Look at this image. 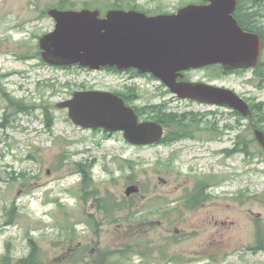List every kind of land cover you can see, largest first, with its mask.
I'll use <instances>...</instances> for the list:
<instances>
[{
	"label": "rangeland",
	"instance_id": "374dc122",
	"mask_svg": "<svg viewBox=\"0 0 264 264\" xmlns=\"http://www.w3.org/2000/svg\"><path fill=\"white\" fill-rule=\"evenodd\" d=\"M99 1L0 0V261L26 257L33 242L42 264H264V251L252 250L264 224V150L253 135L259 117L175 99L158 81L154 90L138 79L127 83L140 96L134 105L187 116L184 132L194 139L136 149L121 134L75 126L56 107L75 91L116 86L104 72L52 67L38 49L54 27L50 8ZM191 2L104 0L100 13L171 14ZM186 76L230 89L249 106L264 104V84L251 72L210 67ZM174 128L165 138L183 134ZM244 141L246 152H238ZM131 184L140 194L125 198Z\"/></svg>",
	"mask_w": 264,
	"mask_h": 264
},
{
	"label": "water",
	"instance_id": "95a60500",
	"mask_svg": "<svg viewBox=\"0 0 264 264\" xmlns=\"http://www.w3.org/2000/svg\"><path fill=\"white\" fill-rule=\"evenodd\" d=\"M206 6L188 5L173 14L148 16L135 10L48 11L51 32L38 40L43 62L99 70L136 69L161 81L181 99L225 106L242 116L247 103L230 89L204 83L180 82L182 72L220 65L224 70L254 67L260 60L262 41L241 29L232 14L235 0H206ZM67 110L71 122L83 129L121 132L133 146H148L162 139L161 125L140 123L118 96L101 91H77L56 105ZM264 147V134L254 132ZM136 186L125 195L136 194Z\"/></svg>",
	"mask_w": 264,
	"mask_h": 264
},
{
	"label": "flooded vegetation",
	"instance_id": "af4514ba",
	"mask_svg": "<svg viewBox=\"0 0 264 264\" xmlns=\"http://www.w3.org/2000/svg\"><path fill=\"white\" fill-rule=\"evenodd\" d=\"M103 1L104 0H100L98 4H95V6L89 5V4H84L83 9L96 10V11L105 10L106 6L103 3ZM235 2H236L235 3V9H234L232 16L237 21L239 26L241 28H242V26H246L249 29L255 28V29H258L260 32H263V34H264V0H235ZM208 4L209 3L206 0H192L191 3H189L185 6H188V5L206 6ZM118 8L119 7H112L110 10H115ZM50 9H52V8H50ZM244 31L257 34L253 31H247V30H244ZM263 52H264V47H263V43H262L261 56H262ZM40 57H41V53H40ZM256 65L254 67L236 69V70H232V71H225L224 70V72H226V73L228 72L231 74L251 72L254 74V70L256 68ZM52 67H55V66H52ZM64 68H66V67H64ZM68 68H76L78 70H81V71L87 72V73L104 72V73H107V76L114 77L115 78L114 83L116 85L115 88L112 90H106V91H101V92L112 93V94L118 96L119 98H121L124 101L125 105L127 107H130L135 112V114L137 115L138 121L140 123L153 122V123H157V124L161 125V127L163 128V139H161L158 143H156L154 145H149V146H133V145L128 144L129 146H132L136 149H145V148H150V147L163 146L167 142H170V143H172L173 141L177 142L180 139H194V137L192 135H189L186 132H183V134H180L178 132H175V133L172 132V133L168 134L167 138H165V136H164L165 135V129L168 127L170 128L172 126L171 120H170L171 118H176V119H174V121H176V122L181 121V123L184 124L183 119H185L187 116H183V115L178 116V115H173V114L169 115L163 106L156 107L155 105H148L146 107L139 108L138 106L134 105V103H136L140 100V96H139L138 91L135 88V86H128L127 83L134 82L138 79H140L141 81L148 80L149 84H150L149 87L151 89H154V90H155V87L153 86V84L155 81H158L160 83L161 87L164 89L166 95H170L171 97H174L175 99H179L176 95H173L171 93V91L161 81L154 78L151 74L139 73L138 70H136V69L118 70L116 68H111V67H104V68H101V69L96 70V71L89 70L86 68H81L79 66H71ZM207 68H210V67H207ZM188 72L189 71L182 72L181 73L182 76L178 77L176 82L177 83H180V82L199 83V82H201V81L189 80L186 76ZM201 83H204V82H201ZM81 91H100V90H89L88 89V90H81ZM150 94H153V92H151ZM179 100H181V99H179ZM185 101L206 105V104L196 102V101H192V100H185ZM170 116H173V117H170ZM199 118L201 119L202 117H199ZM165 123H166V125H168V127L165 126ZM193 123H194V121H193ZM187 126H189L191 128L192 124L187 125ZM174 127H176V126H174ZM183 128L185 131L187 127L185 126ZM174 129L177 130V128H174ZM184 133H186V134H184ZM108 134H111V133H108ZM118 134H121L122 138H123L122 133L118 132ZM129 186H136L138 189V192L136 194L126 196L125 191H124V195H125L124 197L125 198L132 199V198H134L140 194V187H138V185L131 184V185H128L127 187H129ZM189 202H191V200H189Z\"/></svg>",
	"mask_w": 264,
	"mask_h": 264
},
{
	"label": "trees",
	"instance_id": "16d2710c",
	"mask_svg": "<svg viewBox=\"0 0 264 264\" xmlns=\"http://www.w3.org/2000/svg\"><path fill=\"white\" fill-rule=\"evenodd\" d=\"M242 28L244 30L253 31V32L257 33L262 38L263 46H264V34H263V32H260L258 29H255V28L249 29L246 26H242ZM216 67H218V66H216ZM253 75H254V78L257 80L258 83H260L262 85L264 84V60L263 59L256 66ZM8 101H9V103H10L12 108H17V110L23 111V109H21V106L17 104V101H15V100H13L11 98H8ZM249 109H250V112H251L250 118H255L256 119V116L260 118L259 121L254 126V129L260 130V131H262L264 133V104H258V105L249 106ZM232 114L234 116H238L239 115L236 112H232ZM46 117L49 120H51V117L49 118L47 115H46ZM170 117H173V116H170ZM174 119H176V118H171L170 119L172 126H176L177 131H181L182 130L184 132V128L182 126L181 121L176 122V121H174ZM48 124H50V123H48ZM165 126L168 127V125H166V123H165ZM184 134H186V133H184ZM238 147H239L237 149L238 152H241V153L246 152L247 141H244L242 144L239 143ZM83 181H85V176H84V180ZM83 184L85 185V183H83ZM189 200H191V202L193 204L194 203H198V202L201 201V199H189ZM256 230H257V232L255 234L256 243L253 246L252 250H254L255 252L256 251H264V224L258 223ZM29 248H30V251H29V253H28V255L26 257L21 258L19 260H13V259L10 258V256H8L6 254L5 256H3L1 258L0 264H42L41 261H40V258L38 256L36 245L33 242H30L29 243Z\"/></svg>",
	"mask_w": 264,
	"mask_h": 264
}]
</instances>
